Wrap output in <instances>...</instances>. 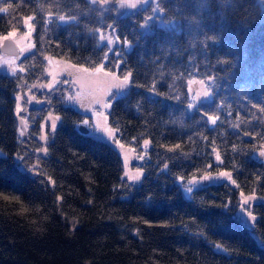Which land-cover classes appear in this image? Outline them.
Returning <instances> with one entry per match:
<instances>
[{
    "label": "trees",
    "instance_id": "1",
    "mask_svg": "<svg viewBox=\"0 0 264 264\" xmlns=\"http://www.w3.org/2000/svg\"><path fill=\"white\" fill-rule=\"evenodd\" d=\"M116 2L0 0V35L33 16L24 71L0 69V264H264V0H156L123 14ZM45 55L130 75L107 117L144 157L140 180L108 140L79 130L87 114L65 101L64 77L24 110L19 134L15 94L41 79ZM191 80L210 90L193 108ZM49 112L58 121L41 140ZM219 171L236 184L184 195L180 181ZM241 192L258 199L244 205L251 231L233 219Z\"/></svg>",
    "mask_w": 264,
    "mask_h": 264
},
{
    "label": "rangeland",
    "instance_id": "2",
    "mask_svg": "<svg viewBox=\"0 0 264 264\" xmlns=\"http://www.w3.org/2000/svg\"><path fill=\"white\" fill-rule=\"evenodd\" d=\"M153 1L156 4V0H117V13L123 14L131 10H135L138 7H141L145 5L146 3ZM153 11L157 12V8L153 5ZM32 15H25L23 17V27L22 29L13 28L8 30L6 33H3L0 35V43L3 40L4 37H11L14 39V41L19 45V54L18 55H8L0 51V69L2 72L7 74H13L11 71L12 67H15L17 70H19L21 67L19 65V59L26 53H28L33 48V23H32ZM99 39L101 42H108L112 45L113 41L111 39V33H109V30L107 31H98ZM23 49V51H21ZM49 60H52L54 63L50 64ZM14 62V63H9ZM67 61L52 56V55H45V65H44V71L43 75L40 77L41 79H35L28 83L27 88L19 90L15 94V113L18 118V123L20 124L19 134L24 129L26 122V111L24 110L26 108H29V106H41L42 104L46 103L43 98L40 97V93H45V91L50 90L46 87L48 83L52 81V73L55 71L57 73V80L56 83L61 81V78L64 77L63 83L70 88V92L67 93L65 91V101L67 103L71 104L75 108L79 109L80 111L87 114V117L85 120H88L89 123L86 125L89 128V132L93 135L99 136L101 138H104L108 140L112 145H114L117 150L120 152L123 162H124V173L129 172L131 174H135L137 171L140 172L142 175V171L136 166L141 159H139V156L130 146L122 145L119 140L117 139L115 135V131L111 137L108 136V133L105 132L98 124H97V118L95 116L96 111H100L99 105H93L92 107H84L83 104L80 101L77 100H69V96H75L77 93H81L85 98L90 96L92 92L98 87L97 84H93L92 81L97 79L95 76H91L90 74L94 72L95 68H84L77 65H72V67L65 70V65H69ZM100 67V66H99ZM82 69H87V72H83ZM104 72H108L105 71ZM111 73L109 77L106 78V80L111 85V93L109 96L105 98V102H111L109 101V97L113 96H119L124 93L125 89L127 88L129 84V78L130 75L126 74L125 76H118L117 74L113 72ZM78 77H83V83L77 84L76 80ZM43 79V80H42ZM100 80L105 79L103 75L101 74L99 76ZM67 81V83H65ZM55 83V84H56ZM55 84L53 86H55ZM53 88V87H52ZM51 88V89H52ZM189 93L191 96V102L189 103L188 107L193 108L196 101H200L203 99L210 98V90L206 82L204 81H190L189 84ZM19 98V99H18ZM83 103H88L87 99H84ZM47 104V103H46ZM17 105H19L20 111L17 112ZM109 111V108L105 110V115H107ZM23 113V114H22ZM24 119V120H23ZM55 119L56 122L58 121L57 117L52 113H47L44 120L40 123V135L39 138L43 135L46 136V127L48 129L51 128V122ZM84 121V120H83ZM83 123V122H82ZM101 123H103L101 121ZM107 127L112 129L111 126L107 122ZM118 142V143H117ZM125 156H127V165H125ZM222 172V171H219ZM216 173H210L208 175L215 177L217 176ZM124 177H126L124 175ZM200 177H196L197 181H200ZM127 178V177H126ZM179 179V178H178ZM192 179L188 178L186 181H178L181 182L182 185V191L184 195H189L184 189L185 185ZM210 181H216V180H210ZM209 182V181H203L199 183L198 185H194L193 187L200 186L201 184ZM244 194V193H243ZM241 195V193H240ZM244 196H250V195H244ZM242 199V198H241ZM258 200V199H256ZM254 200V201H256ZM252 201H250L251 203ZM241 210V209H240ZM239 210V211H240ZM245 215L247 214L248 209L244 206Z\"/></svg>",
    "mask_w": 264,
    "mask_h": 264
},
{
    "label": "snow or ice",
    "instance_id": "3",
    "mask_svg": "<svg viewBox=\"0 0 264 264\" xmlns=\"http://www.w3.org/2000/svg\"><path fill=\"white\" fill-rule=\"evenodd\" d=\"M7 38V37H5ZM21 51H23V49H21ZM9 63H14V62H9ZM50 64H53L54 62L52 60H49ZM72 67V65H65V70H67L68 68ZM21 72L24 71L23 68L19 69ZM11 71L13 74H15V72L17 71V69L15 67L11 68ZM83 72H87V69H82ZM103 75V77L105 79L100 80L99 76ZM91 76H95L97 77V79L93 80L92 83L93 84H97L98 87H96V89L92 92V94L90 96H88L87 98H85L81 93H77V95L75 96H69L68 99L69 100H77L80 101L84 107H92L93 105H99L100 106V111H96L94 114L97 118V124L105 131L108 133V136L111 137L114 133L113 129H110L107 127V122H108V117L107 115H105V110H107L108 108H110L111 106V102H105V98L107 96H109V94L111 93V85L109 84V82L106 80L107 77H109L111 75V73L108 72H104L103 66L100 67H96L94 69V72L90 74ZM83 77H78L76 80L77 84H82L83 83ZM57 80V73L55 71H53L52 73V81L50 83H48L46 85L47 88L51 89L53 87V85L56 83ZM65 83H67V81H65ZM19 99V98H18ZM84 99L88 100V103H83ZM20 111L19 105H17V112ZM101 121L103 123H101ZM89 121L88 120H84L83 124L84 125H88ZM51 128L54 130L56 128V120L53 119L51 122ZM41 140L46 139L45 136H41L40 137ZM118 143V142H117ZM149 144L148 140L144 141V148L147 149ZM46 151V150H45ZM261 156H264V152L260 153ZM139 159H144L143 156L139 157ZM215 160L216 161H221V156L219 154V152H216L215 154ZM125 165H127V156H125ZM124 175L127 177L128 180L130 181H137L140 180L141 178V174L139 171H137L135 174H131L129 172H125ZM226 180L231 182V184H236V181L233 179L232 174L230 172L227 171H222L219 172L217 174V176L212 177L208 174H205L203 176L200 177V181H197L196 177L193 176L192 179L190 181H188V183L185 185V191L188 194L193 193L195 190L194 189V185H198L199 183L203 182V181H210V180ZM241 198H242V203L240 205V211L237 212L236 216L233 217L234 220L241 222L243 224V226H245L247 229H249L250 231L255 229V221H256V217L252 214V212L250 210L247 211V214L245 215V210H244V205H248L250 203V201H254L257 199V197L255 195L252 196H244V194L241 192ZM225 207H227V205H225ZM198 235H202V233H199ZM219 251V249H217Z\"/></svg>",
    "mask_w": 264,
    "mask_h": 264
},
{
    "label": "water",
    "instance_id": "4",
    "mask_svg": "<svg viewBox=\"0 0 264 264\" xmlns=\"http://www.w3.org/2000/svg\"><path fill=\"white\" fill-rule=\"evenodd\" d=\"M0 51L8 54V55H18L19 54V45L14 41L13 38L7 37L3 38L0 43ZM79 130L86 133L88 131V127L84 124H80L78 126Z\"/></svg>",
    "mask_w": 264,
    "mask_h": 264
}]
</instances>
